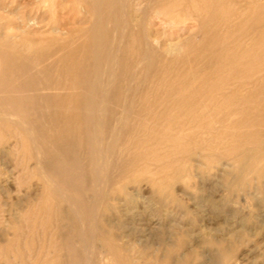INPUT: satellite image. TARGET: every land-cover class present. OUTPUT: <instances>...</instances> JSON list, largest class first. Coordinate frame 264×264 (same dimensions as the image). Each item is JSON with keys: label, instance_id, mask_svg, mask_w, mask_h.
Wrapping results in <instances>:
<instances>
[{"label": "bare ground", "instance_id": "1", "mask_svg": "<svg viewBox=\"0 0 264 264\" xmlns=\"http://www.w3.org/2000/svg\"><path fill=\"white\" fill-rule=\"evenodd\" d=\"M127 1L143 4L140 20L136 24L126 21L120 31L122 37L128 34L127 49L137 52L146 73L158 68L156 88L141 94L138 107L134 96L138 88L133 96L124 97L101 90L99 85L101 62L112 56L108 47L113 0H92L98 22L91 29L90 75H84L86 70L77 62L45 67L47 77L26 82L20 91L8 88L12 97L0 103L1 109L21 118L15 129L25 152L46 172L50 186L67 188L68 201L76 212L86 220H96L102 208L105 213L113 212V195L124 194L131 184L142 186L146 180L158 194L167 195L176 179L189 175L184 164L173 165L180 161L176 154L194 151L212 167L232 157L238 183H244L251 173L264 178V158L258 148L264 143V2L252 0L247 8H237L229 0H121L122 5ZM102 7L107 12L102 13ZM115 17L114 24L120 28ZM152 19L163 28L157 43L147 33V20ZM190 27L187 36L173 41ZM163 41H171L168 48L175 62L194 53L196 68L191 71L196 74L173 78L161 74L155 61ZM114 59L118 60L117 54ZM164 70L171 72V67ZM43 89L57 93H39V97L33 93ZM113 102L121 109L118 117ZM133 117L140 126L137 129L130 123ZM139 131L145 143H136ZM129 145L134 147L126 157ZM248 145L255 147L256 155H247ZM113 168L118 169L114 178ZM114 182L125 185L117 189ZM47 191L53 192L51 188ZM49 200L47 195L46 208ZM127 244L123 249L134 251ZM119 249L116 245L113 254H119ZM128 258L130 264L135 262Z\"/></svg>", "mask_w": 264, "mask_h": 264}, {"label": "rangeland", "instance_id": "2", "mask_svg": "<svg viewBox=\"0 0 264 264\" xmlns=\"http://www.w3.org/2000/svg\"><path fill=\"white\" fill-rule=\"evenodd\" d=\"M229 1L238 4L237 8H247L252 0ZM142 5L141 1H127L123 6L121 0H113L108 47L112 56L101 62L99 84L101 90L124 97L133 96L138 88L136 107L141 104V94L156 88L158 68L143 71L137 52L127 49L128 34L122 37L120 31L126 21L136 24L140 20ZM101 12L107 8L102 7ZM115 16L120 28L114 24ZM97 19L92 0H0V103L12 97L8 88L20 91L26 82L47 77L45 67L77 62L86 70L84 75H90L92 60L88 55L94 50L91 29ZM152 21L147 20L146 28L150 40L156 42L163 28ZM190 29L173 41L187 36ZM170 43L163 41L157 50L155 63H159L161 74L170 78L196 74L191 70L196 68L197 56L189 53L175 62ZM116 54L118 60L114 59ZM170 67L171 72H165ZM25 93L29 95V91ZM33 93L39 97L57 92L43 89ZM113 109L118 117L121 109L117 103L113 102ZM135 118L130 123L137 129L140 126ZM20 122L19 116L0 108V124L4 126H0V264H113L115 260L130 264L128 257L133 258V264H264V178L251 173L244 183H238L232 157L212 167L194 151L176 154L180 161L173 165L184 164L189 175L176 179L167 195L158 194L146 180L142 186L131 184L124 194L113 195V212L105 213L102 208L96 220H86L68 201L67 188L59 182V189L50 186L46 172L25 152L15 129ZM138 134L136 143H145L143 132ZM262 136L264 139V131ZM133 147L129 145L124 152L126 157ZM253 147L246 146L247 155H256ZM258 148L263 159L264 143ZM117 170L113 168V178ZM114 184L117 189L125 185ZM47 195L50 205L46 208ZM121 224L126 228H120ZM126 242L134 251L123 249ZM116 245L121 255L113 254Z\"/></svg>", "mask_w": 264, "mask_h": 264}]
</instances>
